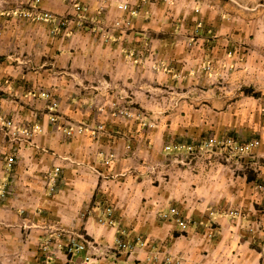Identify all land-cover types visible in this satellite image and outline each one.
Instances as JSON below:
<instances>
[{
    "label": "crops",
    "instance_id": "crops-1",
    "mask_svg": "<svg viewBox=\"0 0 264 264\" xmlns=\"http://www.w3.org/2000/svg\"><path fill=\"white\" fill-rule=\"evenodd\" d=\"M77 1L82 9H86L92 26L82 24L78 19L70 21L69 28L53 35L51 43L44 48L53 58L52 63L46 64V59L33 72L16 75L7 68L9 65L5 69L0 65V111L11 114L20 127H31L36 123L41 127L34 132L31 143L22 144L10 141L0 131V183L9 181L12 185L6 207L0 206V247L22 245L25 264H70L68 256L61 251L54 255L41 251L49 230L59 225L108 245L113 244L116 234H123L125 239L142 235L158 248L161 246L162 254L170 253L176 259H184V264H264V237L260 231L248 233L246 237L241 234L245 232V226L258 220V228H264V194L254 189L251 179L233 176L228 170L222 172L221 165L213 163L212 166L204 160L187 164L177 159L167 163L168 176L162 182H156V177H146L143 171V162L151 168L155 163L152 159L163 152L162 144L166 140L188 143L186 140L207 138L203 136L207 131L220 136L218 132L225 131L224 125L219 123L221 113H208L204 107L194 109L190 102L181 101L175 112L166 115L162 125L144 128L137 119L115 113L109 106L100 107L101 111L96 109L100 98L104 102L114 98L127 101L124 98L126 88L135 89L136 95L141 91L136 88H141L145 81L156 83L155 80L164 78L177 84L179 81L173 78L171 71L185 65L182 64L185 58L191 62L195 56L184 52L183 45L176 44L185 34L177 30L183 28L181 20L185 18L183 23L191 24L187 21L190 17L167 11L164 2L153 5L156 15H153L154 11L150 15L147 10L132 15L117 9L109 0ZM126 2L141 9L147 0ZM43 3L56 8L59 13L71 8L69 0H44ZM214 5L211 17H207L205 11L201 13L205 20H202L201 34L204 37L200 39L205 41L201 53L204 58L207 55L215 57L210 53H214L219 41L254 39L252 33L245 32V27L254 21L252 15L247 17L242 11L235 12L225 0H215ZM128 14L134 22L132 30L112 32L108 41L95 30L101 22L109 23ZM170 23V32L160 30L161 26ZM150 50L167 64V73L147 71L149 73L143 74V64L134 60L130 63L126 59L128 51H133L136 60L145 55L144 51ZM261 82L264 84V80L258 81L259 88ZM100 85L108 88L104 97L100 91H93ZM41 91L49 92L50 99L58 103L56 111L48 109L50 99L43 97ZM261 94H247L249 116L264 117V93ZM130 99L134 100V97ZM134 102L136 105L137 101ZM51 113L73 120L84 129L67 134L62 124L50 121ZM98 124H102L105 131L94 137ZM252 139L256 138L248 140ZM259 142L254 153L255 150L264 152V137ZM167 152L176 154L172 150ZM183 152H187L186 149H181ZM146 153L149 155L143 158ZM10 156L13 163L8 167L6 159ZM153 165L161 166L160 163ZM56 166L59 167L57 188L49 191L46 185L49 177L47 180L45 175ZM259 167L264 173V161ZM211 178H217L219 185L215 187ZM106 206L114 209L115 219L112 225L102 226L97 223L96 216ZM170 207L179 209L181 215L192 217L193 224L190 223L187 234L179 233L178 225L164 224L156 216ZM85 210L90 212L82 216ZM231 210H236L238 215L231 214ZM206 217L214 221L216 231L229 225L234 235L225 230L221 232L222 238L219 235L209 238L203 234L207 230L205 226L208 227ZM56 241L53 237L51 244ZM143 250L136 248L130 258L126 253L113 252L97 264H164L147 260L145 254L148 252ZM81 260V255L75 257V262ZM172 264H176L175 261Z\"/></svg>",
    "mask_w": 264,
    "mask_h": 264
},
{
    "label": "rangeland",
    "instance_id": "rangeland-1",
    "mask_svg": "<svg viewBox=\"0 0 264 264\" xmlns=\"http://www.w3.org/2000/svg\"><path fill=\"white\" fill-rule=\"evenodd\" d=\"M43 1L44 0H0V62H2L0 65H3L2 67L4 69L9 65L7 68L12 71L13 75H16L17 73H27L28 71L33 72V69L37 68L46 59V64L52 63L53 58L49 57V52H46L44 48L49 43H51L50 39H52L51 37H53V35L57 34L58 32L60 33L66 28L70 27V21L80 19L82 24L92 26L88 16L86 15V9H82L77 0H69L71 8H66L67 12L64 13H59L56 8L47 7V4L43 5ZM109 1L114 3L117 9L121 11H129L132 15H139L140 12L146 10L151 15V13H153V11L155 12L156 10V6L154 8L153 5L157 4L158 2H164L166 4L165 8L167 11H173L179 14L185 13L187 17H190L187 21H190L191 24L187 23L186 25V23H183L185 18L181 20L180 23L183 24V28L181 27L177 30L182 34H185H183L182 39L176 41V44L183 45L184 52L194 53L193 55L195 56H193L194 60L191 62L185 58V61L182 63L185 65H183L180 69L173 68L171 71L173 78L176 81H179L177 84L169 83L164 78L155 80L158 81L156 83H146L145 81L141 83V88H136L141 90H137L139 91L136 94L137 96L135 93H133L135 89L129 90L130 88H126V97L124 95V98H126L127 101H124L122 98H114L110 102H104L102 98H100L98 100L99 103H97L99 106H97L96 109L98 108L101 111L100 107L109 106L111 107L110 109L116 113L120 107L125 106L127 111L131 113L125 117L137 119L139 122H141L144 128H152L155 127V124L162 125L161 123H163L162 121L165 120L166 115L175 112L179 108L181 101H188L193 105L191 107L194 109L204 107L207 112L215 111L221 113L219 123L224 125V133H221L220 131L218 132L220 136H216V132L207 131L203 136L206 135L207 137L209 134H211L216 136L218 139L229 136L237 139L238 141H248L250 138H256V140L259 141L260 138L264 137L263 115L255 117L254 115L250 114L249 116L246 110L249 106L248 102L250 101V98H247V96H249L247 95L248 93L255 96L262 95V92L264 93L263 82H261V87H258V81L264 80V0H225L232 5L235 12L239 10L245 13L247 17L251 15L254 17L253 23L250 26L245 27V32L252 33L254 39H248L245 42L243 40L219 41L217 43V49L214 51V53H210L215 57H209L207 55L206 58H204L201 54L202 50L204 51L205 48L204 39L200 40L204 37L201 34L204 27L203 21H205L203 20L201 13L202 11H205L207 12V17H211L215 10V0H147L144 8L141 9L135 8L133 3L129 5L126 0ZM120 4L122 7H119ZM198 4L199 7L196 6ZM149 8L151 9L150 11ZM208 9H210V11ZM46 11L50 13V17L48 19H43L41 17V13ZM128 15L124 18L119 17L112 19V21L109 23L107 21L104 23L101 22L99 25H97L95 30L101 33L103 40L108 41L110 39L109 35L112 32H127L130 29H134V22L131 20L132 16H130V14ZM153 15H156V12ZM234 17L235 16L233 15V18ZM171 26V23L168 25L165 24V27L161 26L160 30L163 32H170ZM153 52L154 51L151 50L147 52L144 51L143 54L145 55L136 57L135 60L133 51H128L126 59H128L130 63L134 60L138 62V64H143V74L147 71H158V74L165 73V71L167 73V64L158 60ZM14 71H16V73ZM254 84L255 86H253ZM112 89L116 90L117 88ZM93 91L94 93L100 91L101 96L104 97L107 94L108 88L100 85L98 90L93 89ZM43 92L46 91H41V95L43 97L48 99L51 98V94L49 92H46L48 96L43 95ZM8 95L11 96V93L9 92ZM16 97L17 96L14 95V98L18 99V97ZM131 97H134V100L137 101L136 105L134 100L130 99ZM128 100L132 101L129 102ZM56 104L58 103L55 100L50 99L48 109L55 110L57 108ZM10 115L11 114L9 113L4 114L2 111H0V119L3 121V125L0 126V131H3L8 139L12 142L19 144L31 143L34 132L41 130L40 125L36 123L31 127H20V125L14 122ZM52 115H54V113H51L50 121L57 123V125L62 124L61 127L67 134H71L72 132L79 133V127H81V132L84 129L81 125L73 122V120L66 119V117H56V119L53 120L51 118ZM55 116L57 115L55 114ZM8 120L12 121L13 126H11V124H7ZM14 129L18 131L22 129H28L31 131V137H27L22 133L19 134L18 132V136L16 137L13 134ZM102 131H105L104 128L102 130L97 128L94 129L93 136L96 137ZM202 140L203 138L201 136L200 140H190L191 142L188 140L186 141L198 147L197 145ZM175 143L178 142L166 140L165 143L162 144V153L160 152V154L155 155L154 159H152V155L149 156V162H151V159L152 161H155V163H152L151 168L146 167L149 164L143 162V171L146 177H156V182H162L165 181V177L168 176V174H166L168 172L167 163L177 161V159H179V161H186L187 164L190 162L192 164L194 161L203 162L204 160L211 163L212 166H214L213 163L221 165L222 172L228 170L233 176L240 178L245 176L246 178L251 179V184L254 189H256L257 192L264 194V190L261 188V185H264V173L262 172V168L259 167V165L262 164V161H264V154H262L264 152L255 150L254 159L246 157L243 158V160L239 159V161L236 163L235 161L238 158L233 154H230L228 161L225 160L224 156L229 155V152L224 150L222 151L219 149V147H214L211 151L201 150V153H199V148H195V152L191 153H181L180 150L177 151L173 156L170 152H167L169 149L166 147L167 145ZM164 151L168 154L165 155ZM147 155L149 154H143V158L145 156L147 157ZM6 162L7 166L10 167L13 163V158L10 156L6 159ZM157 163H160L161 166L157 165L156 167L153 165ZM56 168L59 169V167L56 166L53 170L47 171L45 175L46 178L49 177V184L46 183L49 191H55L57 188L58 172L57 174L55 173ZM209 170L210 168L207 169V171ZM222 175L224 176L225 174L222 173ZM211 179L212 182L215 183V187L219 185L218 183L220 182L217 180V178ZM242 184H244L243 181ZM11 188L12 185L9 181H3L0 183V206L6 207V200L10 196ZM169 204L168 206H170ZM107 207L110 206L101 208L100 214L96 216V221L99 225L107 226L112 225L113 223L102 224L99 222L100 219L105 220V218H108L112 221L115 219L114 209L112 207L111 208L113 209V212L111 215L103 213V210ZM164 210L165 211H160L161 213L159 215L156 214V216L161 221H163L164 224H170V222H172L174 225H178L177 227L179 229V233L187 234L186 230L189 229L188 227L192 222V217L181 215L179 209L175 207H170V209L168 208ZM230 213L238 215L236 210H231ZM87 214V210H85L82 213V216ZM181 221L184 224H181ZM259 222L260 221L258 220L255 224H251L247 227L245 226V232L241 233L242 236L246 237L251 233L260 231L261 236L264 237V228L262 226H260L262 228H258ZM205 223L208 225V227L205 226L207 230L203 231V234H207V236L211 239L214 238V236L218 237V235L222 238L221 232H225V230H227L231 236L234 235L233 230L229 225H227L222 231H216L213 220H208L206 217ZM191 224H193V222ZM171 228L172 227L170 226V230ZM63 234L65 235L63 236ZM122 235L123 234L121 233L116 234L113 239V244L108 245L103 244L94 238H89L80 232L71 231L69 228L60 227L58 225L55 228H52V230H49L47 236L42 242L41 251L46 252L47 255H54L56 251H61L66 256H68V261L70 264H97L100 259L107 256V253L102 254L100 251L109 250L108 254H112L113 252L117 254V252H119L118 250L113 249L117 238L127 241L134 240L137 236H142L134 235L133 239L132 237L125 239L122 237ZM53 237H56L57 240L55 244H51ZM70 237H76L78 240L87 238L91 241H96L95 243L98 244L100 248L90 247V251L94 253L89 252L90 255L93 256L94 260L91 262L86 260L85 257L88 253V250L73 251L72 253H68L66 246L63 245L67 244ZM141 238L146 241V246L144 247L143 251L148 252L147 255H150L148 258V256L145 254L147 260L149 259L154 262L161 261L164 264H172L173 261L176 263L177 261L181 260L184 264V259H176L175 256L170 253L162 254L161 252L164 250L161 246L158 248L157 244H154L152 240L147 239L146 237ZM259 240L262 241V239ZM21 243L23 244L22 240ZM87 248L89 249L88 245ZM156 250H158V252ZM122 252L125 253L124 251ZM77 255L82 256V260L79 263L75 262V257ZM168 258L171 259L170 262H168ZM0 264H25L24 247L20 244L18 247L13 248L3 246L0 247Z\"/></svg>",
    "mask_w": 264,
    "mask_h": 264
},
{
    "label": "built area",
    "instance_id": "built-area-1",
    "mask_svg": "<svg viewBox=\"0 0 264 264\" xmlns=\"http://www.w3.org/2000/svg\"><path fill=\"white\" fill-rule=\"evenodd\" d=\"M119 7H122V5L120 4ZM79 8V7H78ZM41 17L44 19H48L50 17V13L49 12H43L41 13ZM45 96H48V94L46 92L42 93ZM55 104V103H54ZM118 112L121 115H129L131 113H129V111H127L125 106H122L119 108ZM57 116L52 115V119L55 120ZM7 124H11V126H13L12 121L8 120ZM76 126V125H75ZM79 132H81V127L78 128ZM97 129L102 130L103 129V125L102 124H98L97 125ZM19 134H24L27 137H31V131L28 129H22L20 131L18 130H13V134L17 137L18 133ZM259 141L256 139H252V140H248V141H238L237 139L233 138V137H223L222 139H218L216 136L214 135H210L207 138L203 139L202 141H200V143L197 145L198 147H196L195 145H193L192 143H175V144H171V145H167V149L172 150V151H180L181 149H186V151L188 153L191 152H195V148H199V153H201V150H205V151H211L214 147H219V149H221L222 151H228L229 155H225V160H229V156L230 154L235 155L238 159L235 161L237 163V161H239V159L243 158H250V159H254V147H256L257 145H259ZM256 163V162H255ZM58 168H56L55 173L57 174L58 172ZM261 188L264 190V185H261ZM90 210H87V213L89 214ZM113 212V209L111 207H107L103 210V213L107 214V215H111ZM100 223L102 224H111L113 221L111 219L105 218L104 219H100L99 220ZM181 224H184L182 221L180 222ZM96 241H91L90 239L84 238L83 240H78L76 237H70V239L68 240L67 244L63 245L66 246V250L68 253H72L73 251H82V250H88L87 255H86V260H88V262H91L93 259V256L90 255L89 252L94 253L92 251H90V247H99L98 244L95 243ZM60 246H62L61 244H59ZM87 245L89 247V249L87 248ZM146 246V241L141 238L140 236H137L134 240H123L120 238H117L115 241V245L113 247L114 250H118L119 252L124 251L125 253H127L126 255L130 258V256L132 255L133 251H135L136 248H144ZM100 248V247H99ZM109 250H102L100 251L102 254L107 253L108 254ZM168 262L171 261V259H167ZM176 264H183V261L179 260L176 262Z\"/></svg>",
    "mask_w": 264,
    "mask_h": 264
}]
</instances>
